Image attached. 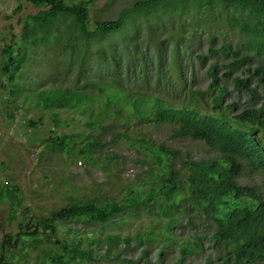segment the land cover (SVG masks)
Wrapping results in <instances>:
<instances>
[{
	"label": "rangeland",
	"instance_id": "1",
	"mask_svg": "<svg viewBox=\"0 0 264 264\" xmlns=\"http://www.w3.org/2000/svg\"><path fill=\"white\" fill-rule=\"evenodd\" d=\"M133 1L98 0L90 7L88 25L94 26L98 19L115 18ZM208 9L204 5L198 10L196 5L189 3L186 11L182 12L132 14L115 34L79 47L73 61L68 57L78 42L68 41L72 30L66 24L69 16L59 15L58 26L53 29L57 30L58 37L50 33L46 44L33 45L22 57L13 79L5 88L8 99L4 103L15 112V118L8 119L4 111L0 112V241L7 234L11 235L9 249H16L14 254L17 255L12 257L5 248L6 264H38L35 257L38 253L43 254L42 249L46 248V240L37 247L31 246L29 239L18 242L15 235L22 230L21 225L28 223L32 227L37 217L48 216L52 210L65 205L70 197L120 198L125 187H135L147 175L149 164L146 161L160 170L155 161L138 152V146H132L128 140L130 137L134 140V136L143 134L153 144L165 142L168 147L181 150L184 157L188 153L193 159L214 155L212 149L198 139L173 138V125L169 123H138L134 118L127 120L129 138L113 141V137L126 128L123 127V117H105L95 129L85 125L87 118L93 119L94 112L102 109L103 102H109L108 107L102 109L104 111L110 108L113 112H127L137 108L133 104L134 99H139L144 105L145 95H159L173 103L191 102L209 110L213 91L206 90L210 80L207 68L214 62L219 83L226 89L223 104L235 103L234 108L228 110L229 115L245 106L260 105L259 100L253 101L247 88H235L233 80L222 77L227 57L208 52L209 47H217L222 42L241 47L249 36L234 25L216 23L212 19L208 21L203 14H195ZM38 10L39 7L26 0H0V50L9 43L11 36L19 37L21 20ZM197 55L203 58L199 59ZM256 65L264 67V49L247 63L249 71L235 69L229 76L245 77L248 86L259 94L264 82L257 81L252 72ZM3 80L6 83V77L0 72V86ZM65 88L68 90L64 91ZM100 89L104 91L102 95L98 93ZM190 89L205 90V94L192 98L188 92ZM2 91L0 87V108L3 105V109L5 94ZM58 98H68L71 108L45 109L46 100ZM81 109H87L85 116L80 113ZM55 113L56 122L53 120ZM29 118L41 120L34 127H29ZM51 129L59 135L69 134L78 145L85 143L84 137L89 133L90 138L99 141L91 151L94 159L86 162L76 159L74 152L48 151L44 140ZM172 162L181 165L178 157ZM263 179L262 172L249 167L244 168L239 178L244 184L258 185L264 192ZM16 197L20 199L21 206L16 208L15 218H11L10 205L16 206ZM24 207L28 211L27 217L21 211ZM126 212L131 215L118 214L104 226L81 222L58 224L59 238H82L91 233L99 239L104 233L128 238V242L118 240L109 253L104 251V246L99 247L91 260L66 264H140L143 259L150 264H169L177 258L182 240L194 233L204 234L200 240L202 247L186 256L183 264H203L207 258L216 261L215 254L216 257L223 254L221 245L206 237L213 225L197 211H171L175 218L169 231L174 238L172 241L158 235L160 232L166 234L163 224L169 217L158 211L156 206L151 211L139 207ZM30 226L26 227L27 231L31 230ZM84 244L82 239L81 245ZM21 246L25 247L24 251Z\"/></svg>",
	"mask_w": 264,
	"mask_h": 264
},
{
	"label": "trees",
	"instance_id": "2",
	"mask_svg": "<svg viewBox=\"0 0 264 264\" xmlns=\"http://www.w3.org/2000/svg\"><path fill=\"white\" fill-rule=\"evenodd\" d=\"M26 1L39 7L40 10L26 15L21 20L19 37L11 36L9 43L4 44L0 50V72L7 79L6 83L3 80L0 86L4 94L7 83L13 79L15 70L20 66L22 57H25L30 47L46 44L50 33L58 37L57 30L53 29L54 26H58L59 15L69 16L66 24L72 30L68 41L78 42L68 57V60L73 61V56L79 47L89 41L115 34L114 32L120 30L132 14L182 12L186 11L185 8L190 3L196 5L198 10L204 8V5L209 7L205 12H195L196 15L203 14L208 21L212 19L216 23L234 25L240 32L249 36L241 47L222 42L217 47H209L208 52L220 53L227 57V61L223 63L225 69L222 77L233 80L235 88H247L253 101L259 100L260 105L245 106L229 115L228 110H232L235 103L231 101L223 104L222 98L226 89L219 83L215 71L217 65L214 62H211L207 68L210 80L206 90L213 91L209 98L211 103L209 110H203L192 105L191 102L173 103L159 95L141 94L147 98L145 104L143 105L136 98L133 104L137 105V108L128 109L127 112H113L110 108L104 111L102 109L108 107L109 102H103L102 109L94 112L93 119L87 118L85 125L95 129L105 117H123V127L127 129L123 128L124 131L114 136L113 141L129 138L127 120L134 118L138 123H169L173 125L171 134L173 138L198 139L212 149L214 155L193 159L187 153L184 157L181 150L170 148L165 142L153 144L143 134H137L134 140L132 137L128 140L132 146H138V152H143L148 160L155 161L160 167L159 171L154 168L152 162L146 161L149 164L147 175L142 177L135 187H125L120 198L70 197L65 205L52 210L48 216L37 217L32 227L28 223L21 225L22 230L16 233L15 239L18 242L29 239L33 247L46 240V248L42 249L43 254L38 253L35 257L38 264L89 261L99 247L104 246V251L109 253V249L115 246L118 240L128 242V238H121L119 234L114 233H104L100 239L92 233L82 238H59L58 224L81 222L101 223L104 226L118 214L131 215L126 212L127 209L131 211L133 208L141 207L151 211L152 207L156 206L158 211L169 217L163 224L166 234L162 232L158 234L168 241L174 240L169 234L175 223V218L171 216L172 210L178 209V213L197 211L209 220L213 228L206 237H209L212 243H219L223 254H218L217 257L215 254L216 261L207 258L203 264H264V192L258 185L244 184L239 180L245 167L260 171L264 176V84L258 94L254 88L248 86L245 77L229 76L230 71L235 69L245 68L249 71L247 63L251 61L253 55L264 49V0H134L131 5L122 8L115 18L98 19L92 27L88 25L90 7L98 0ZM197 57L203 58L202 55ZM252 72L257 76V81L264 82L263 66L256 65ZM204 91L188 90L192 98L195 95H204ZM103 92V89L98 90L100 95ZM6 94L2 99L4 114L8 119H14L15 112L4 103L8 99ZM11 94L9 95L12 97ZM44 107L55 110L71 108L68 98H58L48 102L46 100ZM86 110L79 111L84 115ZM40 120L41 118H29L27 126L34 127ZM53 120L55 122L57 120L56 113L53 115ZM48 133L49 136L44 140L48 151L60 150L65 154L74 152L77 154L76 159L86 162L94 159L91 151L99 145V141L90 138L89 133L84 137L85 143L81 141L80 143L83 144L80 145L72 141L69 134L59 135L54 129L49 130ZM176 157L180 160V166L172 162ZM262 185L264 187V179ZM16 198V206L10 205L11 218H15V210L21 206L20 199ZM21 211L23 216L27 217L26 207ZM27 226H30L31 230L27 231ZM202 235L204 234L194 233L192 237L182 240L177 258L169 264H183L186 256L200 250ZM82 239L85 240L84 245H81ZM10 240L11 235L7 234L0 241V264L7 263L5 248L12 257L15 255L16 249H9ZM18 246L16 248H19ZM21 248L25 250L24 246ZM140 264L150 263L143 259Z\"/></svg>",
	"mask_w": 264,
	"mask_h": 264
},
{
	"label": "crops",
	"instance_id": "3",
	"mask_svg": "<svg viewBox=\"0 0 264 264\" xmlns=\"http://www.w3.org/2000/svg\"><path fill=\"white\" fill-rule=\"evenodd\" d=\"M5 97V96H4ZM2 102H1V96H0V104H1ZM2 106L3 105H1V108H0V112H3L4 110L2 109ZM4 116L6 117V115L4 114ZM7 118V117H6ZM2 119V114H1V117H0V120Z\"/></svg>",
	"mask_w": 264,
	"mask_h": 264
}]
</instances>
